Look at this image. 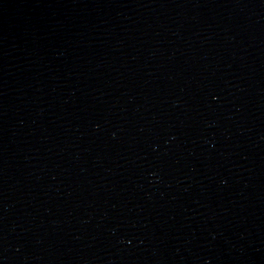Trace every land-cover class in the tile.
<instances>
[{"label": "water", "instance_id": "95a60500", "mask_svg": "<svg viewBox=\"0 0 264 264\" xmlns=\"http://www.w3.org/2000/svg\"><path fill=\"white\" fill-rule=\"evenodd\" d=\"M0 264H264V0H0Z\"/></svg>", "mask_w": 264, "mask_h": 264}]
</instances>
